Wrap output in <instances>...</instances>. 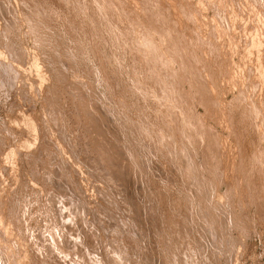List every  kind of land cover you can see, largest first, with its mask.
Instances as JSON below:
<instances>
[{"label":"rangeland","instance_id":"374dc122","mask_svg":"<svg viewBox=\"0 0 264 264\" xmlns=\"http://www.w3.org/2000/svg\"><path fill=\"white\" fill-rule=\"evenodd\" d=\"M0 51V264H264V0H0Z\"/></svg>","mask_w":264,"mask_h":264},{"label":"bare ground","instance_id":"6f19581e","mask_svg":"<svg viewBox=\"0 0 264 264\" xmlns=\"http://www.w3.org/2000/svg\"><path fill=\"white\" fill-rule=\"evenodd\" d=\"M249 5V4H248ZM256 9V8H255ZM22 11V10H21ZM222 11V10H221ZM22 18V17H21ZM249 20V19H248ZM6 31V30H5ZM39 31V30H38ZM16 32V31H15ZM251 32V31H250ZM7 34V33H6ZM243 36V35H242ZM2 37V36H1ZM40 39V38H39ZM259 39V38H258ZM22 44V43H21ZM252 45V44H251ZM5 46V44L3 45ZM35 46V45H34ZM28 47V46H27ZM3 50V49H2ZM250 50V49H249ZM44 51V50H43ZM1 52V51H0ZM15 53V52H14ZM3 57V56H2ZM19 58V57H18ZM59 62V61H58ZM50 63V62H49ZM18 64V63H17ZM48 64V63H47ZM249 64V63H248ZM3 65V64H2ZM20 65V64H19ZM45 65V64H44ZM50 65V64H49ZM23 66V65H22ZM11 67V66H10ZM21 67V66H20ZM62 67V66H61ZM3 68V67H2ZM16 68V67H15ZM12 70V67H11ZM18 70H20L18 68ZM257 70V69H256ZM2 73V72H1ZM24 73V72H23ZM9 74V73H8ZM13 75V74H12ZM250 76V75H249ZM24 77V76H23ZM5 80V79H4ZM12 80V79H11ZM7 81V80H6ZM20 81V80H19ZM16 84V83H15ZM20 90V89H19ZM248 90V89H247ZM44 92V91H43ZM39 97V96H38ZM47 101V100H46ZM28 104V103H27ZM46 104V103H45ZM19 107V106H18ZM31 107V106H30ZM26 109V108H25ZM28 111V110H27ZM18 124V123H17ZM45 126V125H44ZM20 128V127H19ZM42 134V133H41ZM63 135V134H62ZM48 137V136H47ZM64 141V140H63ZM69 141V140H68ZM100 141V140H99ZM54 144V143H53ZM8 145V144H7ZM1 147V146H0ZM33 151V150H32ZM36 154V153H35ZM43 154V153H42ZM33 157V156H32ZM85 159V158H84ZM101 159V158H100ZM58 160V159H57ZM62 161V160H61ZM76 161V160H75ZM92 161V160H91ZM59 164V163H58ZM4 166V165H3ZM35 166V165H34ZM19 168V167H18ZM4 169V168H3ZM26 169V168H25ZM5 170V169H4ZM66 173V172H65ZM74 174V173H73ZM22 177V176H21ZM24 177V176H23ZM106 179V178H105ZM28 180V179H27ZM53 182V181H52ZM72 182V181H71ZM95 184V183H94ZM46 190V189H45ZM78 192V191H77ZM100 195V194H99ZM104 196V195H103ZM84 197V196H83ZM79 198V197H78ZM17 203V202H16ZM83 205V204H81ZM65 214V213H64ZM82 214V213H81ZM81 217V216H80ZM82 218V217H81ZM107 219V218H106ZM122 220V219H121ZM58 221V220H57ZM111 221V220H110ZM59 222V221H58ZM123 222V221H122ZM122 229V228H121ZM64 230V229H63ZM8 239V238H7ZM5 245V244H4ZM2 246V245H1ZM9 246V245H8ZM17 246V245H16ZM1 256V255H0Z\"/></svg>","mask_w":264,"mask_h":264}]
</instances>
